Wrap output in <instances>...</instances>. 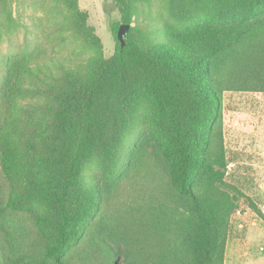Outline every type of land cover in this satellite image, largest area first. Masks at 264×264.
<instances>
[{"label":"trees","instance_id":"trees-1","mask_svg":"<svg viewBox=\"0 0 264 264\" xmlns=\"http://www.w3.org/2000/svg\"><path fill=\"white\" fill-rule=\"evenodd\" d=\"M134 1L113 0L110 57L70 0L94 49L84 67L42 53L0 64L4 264H224L241 200L260 214L227 182L222 102L264 94V0H176L183 19L144 33L131 27Z\"/></svg>","mask_w":264,"mask_h":264},{"label":"rangeland","instance_id":"rangeland-1","mask_svg":"<svg viewBox=\"0 0 264 264\" xmlns=\"http://www.w3.org/2000/svg\"><path fill=\"white\" fill-rule=\"evenodd\" d=\"M176 0H135L131 24L141 32L156 26L174 25L182 14L173 11ZM78 10L87 14L86 25L100 39L104 57L115 51L112 27L120 21L113 0H77ZM70 0H0V64L3 61L42 53L69 68L84 67L93 48L77 33ZM192 16L203 18L202 6H191ZM224 144L229 160L227 182L236 185L260 210L241 200L230 221L224 264H264V94L224 93ZM151 108L143 104L125 136L136 143L147 125ZM138 156H148L139 146ZM0 264H4L0 258Z\"/></svg>","mask_w":264,"mask_h":264},{"label":"water","instance_id":"water-1","mask_svg":"<svg viewBox=\"0 0 264 264\" xmlns=\"http://www.w3.org/2000/svg\"><path fill=\"white\" fill-rule=\"evenodd\" d=\"M130 29V25H125L122 24L119 26L117 34H116V39L118 44L123 48L126 44V39L128 36V32Z\"/></svg>","mask_w":264,"mask_h":264},{"label":"built area","instance_id":"built-area-1","mask_svg":"<svg viewBox=\"0 0 264 264\" xmlns=\"http://www.w3.org/2000/svg\"><path fill=\"white\" fill-rule=\"evenodd\" d=\"M259 251L260 252H264V245H262V246L259 247Z\"/></svg>","mask_w":264,"mask_h":264}]
</instances>
